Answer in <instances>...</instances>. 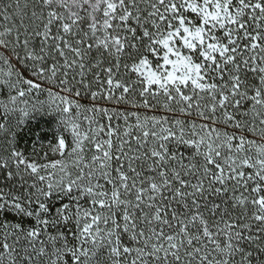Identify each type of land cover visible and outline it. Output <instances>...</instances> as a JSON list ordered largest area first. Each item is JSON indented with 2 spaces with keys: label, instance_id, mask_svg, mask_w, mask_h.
Wrapping results in <instances>:
<instances>
[{
  "label": "snow or ice",
  "instance_id": "1",
  "mask_svg": "<svg viewBox=\"0 0 264 264\" xmlns=\"http://www.w3.org/2000/svg\"><path fill=\"white\" fill-rule=\"evenodd\" d=\"M0 264H264V0H0Z\"/></svg>",
  "mask_w": 264,
  "mask_h": 264
},
{
  "label": "trees",
  "instance_id": "2",
  "mask_svg": "<svg viewBox=\"0 0 264 264\" xmlns=\"http://www.w3.org/2000/svg\"><path fill=\"white\" fill-rule=\"evenodd\" d=\"M46 119L51 124L50 127L54 129V127H55V125H54V117H46ZM20 143H21V146H24V138L23 137L20 138ZM29 146H30V141H29Z\"/></svg>",
  "mask_w": 264,
  "mask_h": 264
}]
</instances>
